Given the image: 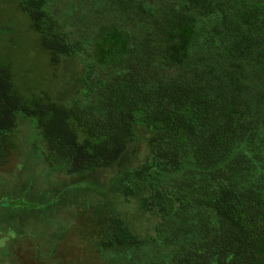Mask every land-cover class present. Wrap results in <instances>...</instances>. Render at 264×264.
<instances>
[{"label": "trees", "instance_id": "1", "mask_svg": "<svg viewBox=\"0 0 264 264\" xmlns=\"http://www.w3.org/2000/svg\"><path fill=\"white\" fill-rule=\"evenodd\" d=\"M51 1L18 0V6L36 47L48 56L53 85L50 75L24 85L18 81L12 54L17 42L5 38L13 27H0V173L22 163L24 149L15 133L22 113L37 118L47 164L69 174L120 160L137 121L155 127L149 139L152 162L123 174L125 199L135 194L132 183L154 170L186 169L208 182L195 191L201 212L159 227V238L152 241L132 232L109 208L90 204L56 257L68 254L75 264H264V180H248L254 158L239 149L264 131V0L175 2L172 14L157 18L139 45L122 42L118 51L128 55H121L107 77L96 78L89 70L87 100L70 105L54 94L63 56L79 48L48 12ZM191 11L214 17L204 36L196 32ZM202 43L206 50L197 54ZM186 160L191 163L184 166ZM141 206L157 205L143 197ZM74 237L81 244L74 246ZM112 252L118 259L104 257ZM21 262L45 264L29 256Z\"/></svg>", "mask_w": 264, "mask_h": 264}, {"label": "rangeland", "instance_id": "2", "mask_svg": "<svg viewBox=\"0 0 264 264\" xmlns=\"http://www.w3.org/2000/svg\"><path fill=\"white\" fill-rule=\"evenodd\" d=\"M177 1L49 2L48 12L58 20L69 41L79 48L76 53L62 58L54 99L68 105L80 98L87 100L85 77L88 71L93 70L96 78L107 77L115 63L119 65L123 60L121 55L126 54L120 55L118 51L122 42H127L130 48L139 45L144 33L155 28L157 18L165 19L172 14ZM141 7L145 10L142 11ZM191 12L197 16L196 32L204 36L214 17ZM8 26L13 27V33L5 35V38H13L17 42V50L12 54L18 81L24 85L29 78L40 81L50 75L53 85L56 80L46 65L48 56L45 50L37 48L36 35L19 10L18 0H0V27ZM117 31L121 33L119 38L109 34ZM195 50L197 54L204 53L206 47L202 43ZM134 131L133 140L117 162L69 174L51 168L44 159L46 147L37 128V118L19 113L15 133L24 149L22 163L14 172L0 173V264H22L21 260L28 259V256L44 260L45 264H75L76 261L68 254L56 257V251L61 247L65 249L63 244L69 242L68 231L76 223L80 211L90 204L109 208L123 218L132 232L150 241L159 238V227L183 216L199 214L195 191L208 182L200 176L190 175L186 169L176 172L154 170L147 179L135 180L132 183L135 194L125 199L123 174L152 162L149 139L156 128L137 121ZM241 148L254 158V168L248 180L253 183L263 181L264 131L260 132L254 144L243 143ZM190 163L191 160H186L184 166ZM143 197H149L157 206L152 210L143 208ZM72 244L76 246L81 242L74 237ZM104 257L115 260L119 254L106 253Z\"/></svg>", "mask_w": 264, "mask_h": 264}]
</instances>
